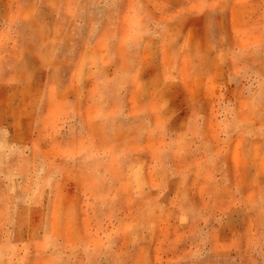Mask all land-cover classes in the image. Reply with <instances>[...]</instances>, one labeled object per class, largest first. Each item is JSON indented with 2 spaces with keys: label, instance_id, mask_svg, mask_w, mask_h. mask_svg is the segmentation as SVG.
I'll list each match as a JSON object with an SVG mask.
<instances>
[{
  "label": "rangeland",
  "instance_id": "rangeland-1",
  "mask_svg": "<svg viewBox=\"0 0 264 264\" xmlns=\"http://www.w3.org/2000/svg\"><path fill=\"white\" fill-rule=\"evenodd\" d=\"M0 264H264V0H0Z\"/></svg>",
  "mask_w": 264,
  "mask_h": 264
}]
</instances>
